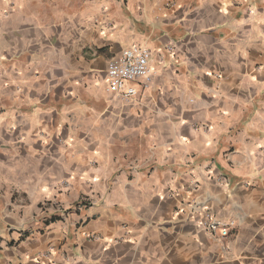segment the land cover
Returning a JSON list of instances; mask_svg holds the SVG:
<instances>
[{"label": "crops", "instance_id": "0c3cea01", "mask_svg": "<svg viewBox=\"0 0 264 264\" xmlns=\"http://www.w3.org/2000/svg\"><path fill=\"white\" fill-rule=\"evenodd\" d=\"M0 264H264V0H0Z\"/></svg>", "mask_w": 264, "mask_h": 264}, {"label": "built area", "instance_id": "2783aa9c", "mask_svg": "<svg viewBox=\"0 0 264 264\" xmlns=\"http://www.w3.org/2000/svg\"><path fill=\"white\" fill-rule=\"evenodd\" d=\"M154 82V71L150 66V51L140 45H132L118 57L109 61L106 71L105 91L115 101L123 105H133L140 94L148 90ZM60 211L59 204L43 205L41 213ZM229 225L210 218L204 225L207 234L219 233L221 237L228 234Z\"/></svg>", "mask_w": 264, "mask_h": 264}]
</instances>
